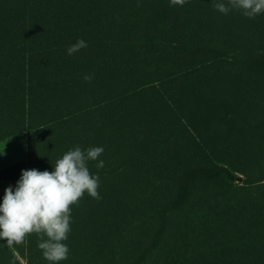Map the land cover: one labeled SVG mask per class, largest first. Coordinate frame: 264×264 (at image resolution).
<instances>
[{"label": "trees", "instance_id": "obj_1", "mask_svg": "<svg viewBox=\"0 0 264 264\" xmlns=\"http://www.w3.org/2000/svg\"><path fill=\"white\" fill-rule=\"evenodd\" d=\"M21 136L6 187L77 145L104 149L61 264H264V14L0 0V143ZM37 242L0 241V263L48 264Z\"/></svg>", "mask_w": 264, "mask_h": 264}, {"label": "clouds", "instance_id": "obj_2", "mask_svg": "<svg viewBox=\"0 0 264 264\" xmlns=\"http://www.w3.org/2000/svg\"><path fill=\"white\" fill-rule=\"evenodd\" d=\"M213 7L221 14L239 11L252 19L264 14V0H213ZM87 47L84 40L70 45L72 55ZM90 80V76H85ZM104 149L91 146L70 148L52 167L41 171L36 168L21 170L15 185L4 189L0 197V241L20 244L30 234L37 235V247L48 264H61L69 258L67 243L71 231V205L87 193L99 198V176L89 170L90 161L103 168L99 159Z\"/></svg>", "mask_w": 264, "mask_h": 264}, {"label": "rangeland", "instance_id": "obj_3", "mask_svg": "<svg viewBox=\"0 0 264 264\" xmlns=\"http://www.w3.org/2000/svg\"><path fill=\"white\" fill-rule=\"evenodd\" d=\"M24 137H17L10 141L0 143V171L6 169L13 161L20 159V154L23 153ZM7 184L0 182V191L6 187ZM0 248L1 247L0 244Z\"/></svg>", "mask_w": 264, "mask_h": 264}, {"label": "crops", "instance_id": "obj_4", "mask_svg": "<svg viewBox=\"0 0 264 264\" xmlns=\"http://www.w3.org/2000/svg\"><path fill=\"white\" fill-rule=\"evenodd\" d=\"M7 245H8L9 247H11L10 244H7ZM14 254L16 255V258H17L19 264H27L26 261L23 260L22 258H20L16 253H14ZM0 264H2V263H0ZM3 264H7V263H3Z\"/></svg>", "mask_w": 264, "mask_h": 264}]
</instances>
